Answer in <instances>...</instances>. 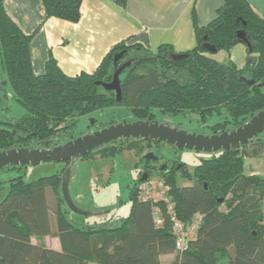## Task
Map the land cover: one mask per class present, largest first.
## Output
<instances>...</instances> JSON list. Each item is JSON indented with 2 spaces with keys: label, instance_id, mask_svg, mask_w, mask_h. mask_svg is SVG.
Wrapping results in <instances>:
<instances>
[{
  "label": "trees",
  "instance_id": "trees-1",
  "mask_svg": "<svg viewBox=\"0 0 264 264\" xmlns=\"http://www.w3.org/2000/svg\"><path fill=\"white\" fill-rule=\"evenodd\" d=\"M41 1L45 19L77 23L82 17L83 0ZM195 27L198 44L185 59L173 58L177 53L168 46L156 54L130 57L133 47L123 42L108 52L93 73L68 76L50 55L44 73L36 74L30 51L33 34L21 30L0 0V65L7 75L1 90L10 84L16 102L25 109L18 120L0 118V151L28 147L31 140L47 141L50 146L66 143L78 137L75 128L81 117L112 107L127 109L133 121H153L156 111L189 116L204 124L224 116V121L212 126L216 134L249 121L264 107V19L247 0H224L215 19ZM240 30L251 44L245 68L232 61L220 63L204 48L209 43L217 52L229 51L240 43ZM123 51L118 67L128 65L121 75L119 99L115 91H106L97 82L112 81L115 56ZM249 80L256 83L249 84ZM6 100L7 96H0L2 110ZM110 123L121 120L112 117ZM120 142L129 144L117 147ZM142 143L119 141L81 159L115 157L125 150L140 153L137 147ZM257 145L264 147V132L234 155L210 154L193 171L186 164L174 163L165 169L166 197L176 215L186 225L201 217L196 235L183 252L177 250L166 203L140 198L141 174L129 193V214L90 226L70 221L63 208L62 177L69 162L65 169L36 180H27L25 175L13 178L0 202V264H162L163 255L175 253L171 264H222L226 259L228 264H264V178L246 175L244 167L248 148ZM179 178L192 184L179 185ZM155 209L160 210V225L154 219ZM109 211L102 210L100 215ZM45 236L58 237L61 251L32 241V237Z\"/></svg>",
  "mask_w": 264,
  "mask_h": 264
},
{
  "label": "crops",
  "instance_id": "crops-1",
  "mask_svg": "<svg viewBox=\"0 0 264 264\" xmlns=\"http://www.w3.org/2000/svg\"><path fill=\"white\" fill-rule=\"evenodd\" d=\"M247 1L264 19V0ZM4 3L21 30L33 34L30 51L34 72L44 73L52 55L65 74L75 77L82 72H95L108 52L123 42L133 47L130 54L134 56L156 54L162 46L171 47L177 54H187L198 44L195 26H207L215 19L224 0H83L82 17L77 23L54 17L45 19L41 0ZM210 55L223 64L232 61L238 68H245L249 62L244 43ZM248 150L246 175L264 178V147L250 146ZM261 209L264 213V204ZM52 223L56 228V217ZM32 241L57 251L62 249L56 236L32 237ZM171 256L174 254L163 255L162 264H171Z\"/></svg>",
  "mask_w": 264,
  "mask_h": 264
},
{
  "label": "rangeland",
  "instance_id": "rangeland-1",
  "mask_svg": "<svg viewBox=\"0 0 264 264\" xmlns=\"http://www.w3.org/2000/svg\"><path fill=\"white\" fill-rule=\"evenodd\" d=\"M130 57H134V54H130ZM6 80L7 75L0 65V96H7L6 103L4 104L5 109L2 110V107H0V118L18 120L25 114V109L16 102L10 84H6L4 90H1L2 82ZM112 117L120 119L121 123L126 120L133 121L134 119L131 113L123 107L107 108L81 117L75 128V134L76 136L83 134L88 129V125H90L92 119L95 120V124H101L110 122ZM152 120L174 124L200 134H216L212 126L219 121H224V116L216 117L209 123L204 124L189 116L174 117L156 111ZM63 143H65L64 140L62 141ZM128 144L121 143L116 144V146L121 147ZM137 148L138 150L141 148L140 153L136 150H125L115 157L102 158L97 155L95 159H80L76 162L70 174H66V170L64 171V184L67 187L71 204L66 200L67 202H65L63 208L68 211V219L70 221L76 222L80 226H83V224L90 226L94 225L96 221L108 222L111 218L119 219L127 216L131 208L129 193L133 187V181L136 178L138 180L140 174L142 175L140 171L141 163L144 161V157L150 153L158 157V163L151 180L157 181L162 179L164 183L165 179L163 176L166 171L164 168L159 170L162 164H167L169 168H171L173 163L179 165L186 164L188 170L193 171L202 159L210 156V154L204 152L176 149L167 144L142 143ZM65 167H67V163H45L35 167L0 169V202L6 197L10 189L11 179L25 175L27 180H36L39 177L55 174L65 169ZM178 175L180 177L181 173L179 172ZM149 179L150 177L148 178L147 176L142 181H148ZM178 183L182 186L192 184L191 181L183 178H179ZM61 191H63V187H61ZM50 194L49 200L51 201L53 198L52 192ZM222 207L224 208L225 206ZM105 209H109L110 211L100 215V211ZM52 218L54 220L55 216L52 215ZM175 256L176 253L170 259L174 260ZM221 263L228 264L229 260L226 259Z\"/></svg>",
  "mask_w": 264,
  "mask_h": 264
},
{
  "label": "water",
  "instance_id": "water-1",
  "mask_svg": "<svg viewBox=\"0 0 264 264\" xmlns=\"http://www.w3.org/2000/svg\"><path fill=\"white\" fill-rule=\"evenodd\" d=\"M246 25V23H244ZM240 43H244L250 48V42L246 37L245 31L238 32ZM204 48L209 53H217L215 46L209 43L204 44ZM126 51L115 56L114 74L109 83L97 82L106 91H115L117 97L122 96L121 75L127 65L118 67V62L124 57ZM188 54H176L173 58L185 59ZM249 84H255V80H249ZM95 120L92 119L91 124ZM264 132V107L255 114L249 121L230 131L217 134H200L188 132L185 129H179L177 126H171L168 123H161L157 120H136L133 122H122L109 125L93 133H87L76 139L69 140L64 144H59L48 148L50 142L41 143L42 148H13L0 151V169L6 167H29L38 166L45 163H67L66 174H70L76 162L86 155L101 149L109 144L117 143L122 140H144L162 142L179 149H187L196 152L214 154L219 152H228L231 155L236 154L240 148L248 145L252 140ZM156 160L158 157L152 153L146 155V159ZM146 176L142 178L145 180ZM64 203L69 200L68 190L62 177ZM67 200V201H66ZM71 204V202H70Z\"/></svg>",
  "mask_w": 264,
  "mask_h": 264
},
{
  "label": "built area",
  "instance_id": "built-area-1",
  "mask_svg": "<svg viewBox=\"0 0 264 264\" xmlns=\"http://www.w3.org/2000/svg\"><path fill=\"white\" fill-rule=\"evenodd\" d=\"M139 195L145 201H163L166 203V209L170 214V223L172 231L177 239V250L183 252L187 250L189 241L196 235L197 229L201 223V217H197L189 225L184 224L174 211V205L166 197L169 187L165 185L163 180L157 181H143L138 185ZM154 219L158 225L162 224L160 217V210H154Z\"/></svg>",
  "mask_w": 264,
  "mask_h": 264
},
{
  "label": "flooded vegetation",
  "instance_id": "flooded-vegetation-1",
  "mask_svg": "<svg viewBox=\"0 0 264 264\" xmlns=\"http://www.w3.org/2000/svg\"><path fill=\"white\" fill-rule=\"evenodd\" d=\"M153 121H155V120H153ZM123 122H133V121H123ZM112 124H117V123H110V122L101 123V124L100 123H96V124L95 123L94 124H91L90 123V125H88V129L83 134H81L80 136H83L84 134H87V133H93L95 131L101 130V129H103V128L109 126V125H112ZM170 125L171 126H176L174 124L173 125L170 124ZM177 127L179 129H185L186 130V128H182V127H179V126H177ZM187 131L188 132H192V131H189V130H187ZM80 136H78V137H80ZM58 140H60V139H58ZM122 141H124V140H122ZM137 141H141V140H137ZM145 143H149V144L150 143H152V144H163V145H166V143L154 142V141H152V142L151 141H145ZM59 144H61V143H57L55 145H59ZM119 144H121V142ZM55 145H52V146H55ZM27 146L28 147H19V148H30V149L42 148V146L40 144V140H31V142L27 143ZM29 146H33V147H29ZM52 146L48 145V148H50ZM172 147L173 148H176V149H179V148H177L175 146H172ZM157 161H158V158L156 160H152L150 158L146 159V157H144V161L141 163V166H140L141 167L140 171H141L143 177L146 176V178H147V176L149 175L150 172H154V169L156 168V164L158 163ZM24 167H26V166H24ZM168 167L169 166L167 164L166 165L165 164H162V166L159 168V170L162 169V168L166 169ZM7 168H12V167H6L5 169H7ZM14 168H23V167H14ZM167 170H169V169H167ZM143 177H141V179Z\"/></svg>",
  "mask_w": 264,
  "mask_h": 264
}]
</instances>
